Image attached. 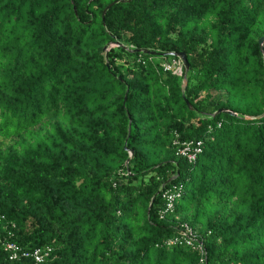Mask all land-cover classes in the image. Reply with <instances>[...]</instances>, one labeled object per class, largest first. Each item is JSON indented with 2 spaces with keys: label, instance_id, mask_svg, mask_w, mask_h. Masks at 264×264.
<instances>
[{
  "label": "trees",
  "instance_id": "obj_1",
  "mask_svg": "<svg viewBox=\"0 0 264 264\" xmlns=\"http://www.w3.org/2000/svg\"><path fill=\"white\" fill-rule=\"evenodd\" d=\"M262 36L264 0H0V264H264Z\"/></svg>",
  "mask_w": 264,
  "mask_h": 264
},
{
  "label": "built area",
  "instance_id": "obj_2",
  "mask_svg": "<svg viewBox=\"0 0 264 264\" xmlns=\"http://www.w3.org/2000/svg\"><path fill=\"white\" fill-rule=\"evenodd\" d=\"M172 66H174L173 72L175 74L177 75L182 74L183 64L180 59L177 61H173L172 64L165 65V69L168 70ZM3 245H4V249L8 252L9 259L15 260L18 258L19 254H22L24 256L30 255L34 260V264H43L51 253L50 247H45L43 249L36 248L33 251L29 252L27 250H22L19 246H17L15 243L12 242H5Z\"/></svg>",
  "mask_w": 264,
  "mask_h": 264
},
{
  "label": "water",
  "instance_id": "obj_3",
  "mask_svg": "<svg viewBox=\"0 0 264 264\" xmlns=\"http://www.w3.org/2000/svg\"><path fill=\"white\" fill-rule=\"evenodd\" d=\"M111 5H108L107 7H105V9L103 10V14L106 12V10L110 7ZM264 42V36H262L260 39H259V45H260V50L261 52L263 53L264 55V50H263V47H262V44ZM141 49H134L133 51H140ZM144 53L146 54H156V52L154 51H149V50H142ZM170 55L172 56H175V57H178L181 61H182V64H183V68L184 70H187L188 69V62H187V57L185 55L184 52H177V53H170ZM186 85H187V80H186V77L183 76L182 78V84H181V91H182V95H183V92L186 88ZM186 103L189 105V103L187 102V100L185 99ZM219 111H223V110H219ZM262 116V115H261ZM260 117V116H259ZM132 156V152L130 151L129 152V156H128V159L127 161L131 158Z\"/></svg>",
  "mask_w": 264,
  "mask_h": 264
}]
</instances>
